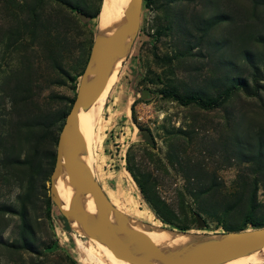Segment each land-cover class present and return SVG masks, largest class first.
<instances>
[{"label":"rangeland","instance_id":"obj_1","mask_svg":"<svg viewBox=\"0 0 264 264\" xmlns=\"http://www.w3.org/2000/svg\"><path fill=\"white\" fill-rule=\"evenodd\" d=\"M78 1L93 10L101 4ZM33 4L34 0H0V239L11 245L0 246V264H113L108 248L101 244L107 257L90 238L73 231L50 200V174L46 181L28 163L30 132L13 133L7 126L5 95L12 89L16 100L30 102L24 115L67 112L86 50L99 33L98 14L94 19L77 17L76 28L66 26L68 34L63 32L66 27L58 35L29 32L23 22ZM40 7L41 21L64 22L53 2ZM211 17L220 21L206 30L204 23ZM257 34L264 35V7L249 0H150L141 8L136 37L93 117L87 143L96 181L110 203L112 194L121 205L117 208L132 216L129 220L146 227L154 223L183 228L206 239L241 227L246 209L244 197L238 204L241 193L235 186L237 172L224 114L180 106L159 92L214 96L222 77L233 74L222 69L223 60L241 67L242 50L264 53L263 46L252 42ZM55 62L60 69H54ZM12 157L17 164H10ZM257 201L262 208L251 213L253 220L264 215L261 190ZM22 208L27 210L28 239L35 253L20 241ZM195 214L203 226L197 225ZM52 218L61 222L63 236L54 232ZM249 229L254 228L245 225Z\"/></svg>","mask_w":264,"mask_h":264},{"label":"water","instance_id":"obj_2","mask_svg":"<svg viewBox=\"0 0 264 264\" xmlns=\"http://www.w3.org/2000/svg\"><path fill=\"white\" fill-rule=\"evenodd\" d=\"M142 1L128 0L118 22L93 38L74 98L56 137L49 177L50 200L62 217L77 223L81 234L104 244L115 258L134 264H220L257 251L264 246V227L208 238L180 253L159 249L109 203L83 159L85 146L78 126L79 113L87 110L104 92L115 61L120 56L127 57L138 32ZM145 140L151 144L149 135ZM57 176L69 186V209L60 206L54 188ZM85 196L92 204V212L85 210ZM194 219L197 225L203 226L197 214Z\"/></svg>","mask_w":264,"mask_h":264},{"label":"trees","instance_id":"obj_3","mask_svg":"<svg viewBox=\"0 0 264 264\" xmlns=\"http://www.w3.org/2000/svg\"><path fill=\"white\" fill-rule=\"evenodd\" d=\"M46 1H51L56 5L57 15H61L59 17L64 21L63 23H48L46 19L41 21L44 10L40 5ZM249 1L253 6L264 7V0ZM149 4L150 0L142 1V7H148ZM98 9L99 6L94 10L87 9L78 0H34V4L26 12L28 18L23 24L29 32L45 30L47 35L50 31L58 35L61 31L59 29L63 27L76 28L77 17L80 19L97 18ZM219 21V17L209 18L204 23V29L207 30ZM63 32L64 34L69 33L67 27ZM251 37L256 46L264 47L263 34ZM88 53L89 47L86 50V59ZM240 53L244 61L241 67L232 60H223L221 63L222 69L231 71L233 74H225L222 77L223 84L214 96L208 97L201 91L179 94L172 89H163L159 92L163 98L170 99L180 106L192 105L203 111H220L224 114L225 126L230 129V140L228 141V147L231 150L230 159L235 163L237 172L235 186L239 187L241 193L238 204L244 197L243 205L246 209L241 227L230 230L236 232L245 230V225L251 228L264 227V215L258 220H253L251 214L256 208H262L257 201V192L259 190L264 192V53L260 54L249 49H244ZM54 65V69L61 68L60 63L55 62ZM13 92L12 89L7 93L8 96L5 95L9 99L7 126L13 130V133H19L22 130L30 132L33 139L29 140L31 160H28V163L30 165L33 163L34 167L44 174L43 177L47 181L53 167L56 137L67 112L46 111L43 114L24 115L23 112L30 102L22 98L16 100ZM72 100L69 101V107ZM18 103L23 106L18 107ZM3 125L2 132L6 129L4 123ZM10 164H17V158L12 157ZM19 216L23 230L20 236L23 248L35 253L36 248L28 239L30 226L27 221V210L22 208ZM161 221L165 223L164 220L161 219ZM166 229L173 230L171 227ZM184 230L183 228L175 229L180 232H185ZM0 246L10 247L11 245H7L0 239Z\"/></svg>","mask_w":264,"mask_h":264},{"label":"bare ground","instance_id":"obj_4","mask_svg":"<svg viewBox=\"0 0 264 264\" xmlns=\"http://www.w3.org/2000/svg\"><path fill=\"white\" fill-rule=\"evenodd\" d=\"M127 1L128 0H101L100 8L98 11V23H97L99 33L109 30L111 27H113L118 22L119 18L124 12V9L127 5ZM122 59L123 57L120 56L115 61L112 72H111V76L101 96L87 110L81 111L79 113L78 126H79V130H80L81 136L84 141V146H85L84 153H83V159L85 160L88 166H89V156L90 155L88 156L89 153H87V149L89 148L87 147V143L89 139V132L91 131V128L93 125L92 120H93V117L98 114L99 110L101 109L104 103V100L108 93L109 86L111 85V82L115 74L119 70ZM54 188H55L57 197L59 199L60 206L63 209H69L71 205L69 186L67 185V183L63 180L61 176H57L55 178ZM109 196L112 202V203L110 202L109 203L117 211H119L121 214L125 215L126 217H132L120 211L119 209L121 205L118 206V201L113 197L112 194H109ZM84 207L87 212H92V204L87 196H85ZM128 223L132 228L146 235L156 247L164 251H167V252L180 253L206 240V238H204L203 236H197L189 232L169 230V229L160 227L157 224L150 223V222L148 223H150L152 227L142 226L139 223L131 221V220H129ZM70 228L73 231L80 233L79 226L77 225L75 221L70 222ZM90 242L94 243L96 247L98 248V250L108 257L105 250L101 247L102 243L97 242L92 239ZM108 254L112 255V257L110 258L109 256L108 259L113 264H134L131 262H127V261H123V260H119L115 258L111 252H109ZM103 262L105 264H110L106 261H103ZM152 264H157V263L153 262ZM220 264H264V246L257 251L245 254L244 256L237 257V258H234L228 261H224Z\"/></svg>","mask_w":264,"mask_h":264},{"label":"built area","instance_id":"obj_5","mask_svg":"<svg viewBox=\"0 0 264 264\" xmlns=\"http://www.w3.org/2000/svg\"><path fill=\"white\" fill-rule=\"evenodd\" d=\"M51 226H52V228H53V230H54V232L56 233V234H59L60 233V235H64V232H63V228H62V225H61V222L59 221V219L58 218H52L51 219Z\"/></svg>","mask_w":264,"mask_h":264}]
</instances>
